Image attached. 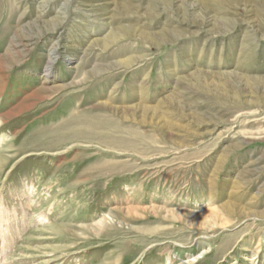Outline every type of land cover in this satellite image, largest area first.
<instances>
[{"label":"rangeland","instance_id":"obj_1","mask_svg":"<svg viewBox=\"0 0 264 264\" xmlns=\"http://www.w3.org/2000/svg\"><path fill=\"white\" fill-rule=\"evenodd\" d=\"M0 264H264V0H0Z\"/></svg>","mask_w":264,"mask_h":264},{"label":"bare ground","instance_id":"obj_2","mask_svg":"<svg viewBox=\"0 0 264 264\" xmlns=\"http://www.w3.org/2000/svg\"><path fill=\"white\" fill-rule=\"evenodd\" d=\"M52 62H53V58L51 57L50 60H48V64L49 63L52 64Z\"/></svg>","mask_w":264,"mask_h":264}]
</instances>
